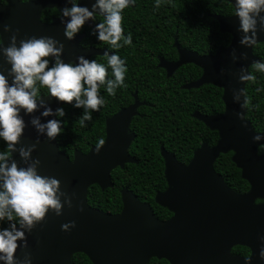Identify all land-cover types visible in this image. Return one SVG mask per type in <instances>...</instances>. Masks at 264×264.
Returning a JSON list of instances; mask_svg holds the SVG:
<instances>
[{
  "label": "water",
  "instance_id": "water-1",
  "mask_svg": "<svg viewBox=\"0 0 264 264\" xmlns=\"http://www.w3.org/2000/svg\"><path fill=\"white\" fill-rule=\"evenodd\" d=\"M225 1L231 3V0ZM92 2L94 0H80L82 5L89 7ZM64 6V0H29L27 4H21L19 0H0V34L5 46L10 33L3 32V25L8 24L11 29H19L18 41L42 35L61 41L65 62L77 55L88 59L103 55L104 49L80 46L83 34H76L71 40L64 37L60 23V8ZM48 8L57 9L59 15L46 22L42 20V13ZM232 15H212L219 22L220 31L231 35L227 46L199 54L182 47L175 38L178 59L161 58L158 63L166 70L167 77L184 64L197 65L202 70L200 77L182 87L191 89L213 84L222 88L225 106L223 112L216 114L193 112L195 118L218 132V140L214 145L203 142L188 163L178 161L174 153L161 146L168 185L164 191L157 192L155 200L172 212V216L167 220L158 218L151 205L140 201L128 188L121 191L123 207L118 213L104 212L88 202L91 185L98 184L102 190L112 187V171L126 163L137 162L129 152L135 139L130 125L138 114V107L145 102L135 93L132 104L106 119V137L98 152L96 146L88 152L76 149L70 159L59 148L58 136L51 141L40 136L31 156L40 160L41 174L60 180L61 190L71 198L72 207H64L60 216L47 213L31 233H26L28 247L18 249V255L29 252L32 264H73L72 257L79 252L86 254L93 264H148L153 257L164 258L170 264H245L246 256L232 252L234 246L242 245L251 251L247 256L250 258L248 264H261L257 252L258 236L264 235V152L259 153L258 148L264 145V139L253 142L252 136L264 135V132L254 130L246 117V105L241 107L239 103H233L231 91L242 88L241 103L246 100L247 82H238L235 73L241 65L250 72L252 62L260 58L253 52L255 45L244 48L237 43L238 21ZM85 25L91 27L90 23ZM262 41L264 36L258 34L256 43ZM233 48L237 55L245 52L247 59L233 63L229 55ZM0 66L7 67L2 57ZM42 98L53 109L66 105L64 102L58 105L55 98ZM237 112L241 113L242 119L237 118ZM31 115H39V112ZM29 118L24 116L27 126L20 138L23 145L35 143L37 138L34 128L27 124ZM51 118L41 117V120ZM230 152L242 178L250 185L247 192L233 190L215 168L220 155ZM13 158L19 162L18 154L13 153ZM68 221H75V227L61 231L60 225Z\"/></svg>",
  "mask_w": 264,
  "mask_h": 264
},
{
  "label": "trees",
  "instance_id": "trees-1",
  "mask_svg": "<svg viewBox=\"0 0 264 264\" xmlns=\"http://www.w3.org/2000/svg\"><path fill=\"white\" fill-rule=\"evenodd\" d=\"M155 0H135L134 9H144L147 19L155 23L152 36H147L148 46L159 47V50H134L132 54L115 49L116 54L125 60L127 72L124 86L118 87L113 96H108L103 87L99 94L105 104L99 111L91 112V121L86 127H80L79 118L82 110L70 104L63 105L65 116L64 128L57 137L59 148L70 159L76 149L88 152L99 140L106 137V119L120 109L134 102V93L140 101L138 114L132 118L130 131L135 133L129 152L137 162L126 163L124 167L115 168L112 173L113 186L102 190L98 184L88 189V202L91 206L104 212L118 213L123 207L121 191L131 190L140 201L149 203L154 214L167 220L172 216L166 207L157 204V192L167 188L165 178V162L161 155V146L176 155L178 161L188 163L194 151L203 142L214 145L218 140V132L208 128L202 121L193 116V112L216 114L224 111L222 100L223 90L213 84H204L198 88L185 89L182 86L196 80L202 70L195 64H184L171 77H167L164 68L158 66V56L177 58L174 48L175 38L187 49L199 54L215 52L231 41L229 33L221 32L219 22L213 14H233L232 4L225 0H160L159 8L154 7ZM59 15L55 8L45 9L42 20L49 22L53 16ZM121 26L126 31L124 13H121ZM138 17V13H136ZM175 17V18H174ZM139 18V17H138ZM96 15V22H100ZM90 27L84 25L80 33H84L83 45L94 43L95 36L89 35ZM168 49V50H167ZM254 54L264 61V41L256 43ZM105 64L106 57H92L90 60ZM102 59V60H99ZM250 72L256 76L255 82H247L246 117L252 122L256 131L264 132V73H258L253 66ZM107 78H111L110 69ZM260 89V91H257ZM41 95L47 94L46 88L40 89ZM0 141V151H5ZM264 151V146L260 147ZM215 168L233 190L243 193L249 189V183L241 176V170L232 161V153L221 154L215 162ZM6 226L0 225V227ZM232 252L249 256L250 249L246 246H235ZM73 264H93L89 257L75 253ZM148 264H170L168 260L151 258Z\"/></svg>",
  "mask_w": 264,
  "mask_h": 264
},
{
  "label": "clouds",
  "instance_id": "clouds-1",
  "mask_svg": "<svg viewBox=\"0 0 264 264\" xmlns=\"http://www.w3.org/2000/svg\"><path fill=\"white\" fill-rule=\"evenodd\" d=\"M19 2L27 4L29 0ZM64 3L65 6L60 8L64 37L73 39L86 23H90L89 35H94L97 41L108 45L103 51L107 62L106 65L101 64L84 55H77L65 62L62 57L64 44L61 41L45 35L28 36L18 41L19 29L3 25V32L10 35L5 46L4 37L0 34V57L7 65L0 66V141L4 142L6 149L0 151V225L6 224L0 227V264H32L29 252L17 254L18 249L28 247L26 233H31L47 213L60 216L64 207H72L71 198L61 190L60 180L52 175L41 174L40 160L31 156L40 136L55 140L64 128V120L61 119L65 116L64 108L57 106L53 109L42 97L55 98L58 105L64 102L81 109L79 124L83 128L92 119L90 110L99 111L105 104L99 89L103 87L108 96H113L118 87L124 86L127 72L125 60L115 51L110 52V49H119L132 43L131 34H124L122 29L121 13L135 5V0H94L90 7L82 5L80 0H64ZM231 3L232 16L238 21L237 43L244 48H252L258 34L264 36V0H231ZM159 6L160 0H155L154 7ZM96 14L103 17L102 21L96 22ZM229 55L233 63L247 59L245 52L241 51L237 55L235 48ZM252 66L256 72L264 73V61H253ZM109 69L111 78L106 79ZM235 75L238 82L256 81V76L244 65L239 67ZM41 88L47 89V96L41 95ZM231 91L232 102L244 107L247 103L246 100L241 103L244 90L234 88ZM37 111L39 115H31ZM24 116L30 117L27 124L37 133L36 142L29 145L20 144L27 126ZM236 116L242 119L241 113L237 112ZM41 117L53 118L42 122ZM262 139L264 135L252 136L253 142ZM103 143L102 139L97 142L96 152ZM13 153L18 154L19 162L13 158ZM72 227H75V221L60 225L61 231L65 232ZM258 239L257 256L264 264V235H259ZM249 260L246 257L245 264Z\"/></svg>",
  "mask_w": 264,
  "mask_h": 264
},
{
  "label": "flooded vegetation",
  "instance_id": "flooded-vegetation-1",
  "mask_svg": "<svg viewBox=\"0 0 264 264\" xmlns=\"http://www.w3.org/2000/svg\"><path fill=\"white\" fill-rule=\"evenodd\" d=\"M134 6L135 5H133L131 7H128V8L123 10L124 19H125V27H126V31H124V34H131L132 43L130 45L124 46V48L122 50H126V52L128 54H129V52H130V54H132V52L134 50H139L140 52L145 51V50H159V47H154L153 48V47L148 46V42L149 41L147 40V36H149V37L152 36L151 35L152 34V28L155 26V23H153L150 20L151 18L147 19V16L145 14V10L143 8L142 9L138 8L135 11ZM136 13H138V17L139 18L136 17ZM97 16H99L100 20L102 21L103 17L100 16V15H97ZM80 34H83V38H82L81 43H80V46L83 47V48L95 47V48H98V49H105L106 47H108V45H106L104 42H100V41H97V40H95L94 43L91 44V45H87V46L83 45L82 41L84 39V35L85 34L83 32L80 33ZM174 48L177 50V48L175 46H174ZM111 51H115V49H110V52ZM177 54H178V52H177ZM97 56L98 57H100V56L104 57V55H94L92 57H97ZM92 57H90V59ZM157 58H158V63H159L161 58H163V59H165L167 61H176L178 59V55H177V58H174V59L173 58H166L165 56H161V55H159ZM99 60H102V59H99ZM165 72H166V70H165ZM135 93L137 94V91ZM135 93H134V95H135ZM142 102H145V101H142ZM257 132H259V131H257ZM260 133H263V132H260ZM261 146H264V145H260L259 146V148H258V152L259 153H263L264 152V151H260V147ZM249 188H250V185H249ZM257 202H262V200L261 199H257ZM236 246H238V245H236ZM239 246H242V245H239Z\"/></svg>",
  "mask_w": 264,
  "mask_h": 264
}]
</instances>
